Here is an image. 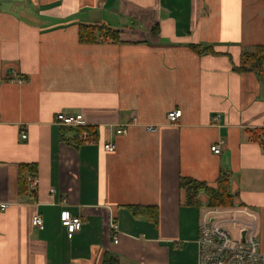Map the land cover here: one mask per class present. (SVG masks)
I'll use <instances>...</instances> for the list:
<instances>
[{"label": "crops", "instance_id": "1", "mask_svg": "<svg viewBox=\"0 0 264 264\" xmlns=\"http://www.w3.org/2000/svg\"><path fill=\"white\" fill-rule=\"evenodd\" d=\"M1 7L0 202L10 206L0 212V264H102L105 253L118 264H198L206 215L234 236L255 228L264 252V145L249 134L264 132V83L235 69L244 51L264 44V0ZM83 23H106L121 39L83 43ZM176 109L182 115L170 123ZM60 111L98 126L97 142L73 143L70 132L63 139ZM119 125L125 134H116ZM22 165L36 168L34 192L20 193ZM223 171L241 204L208 207L203 194L201 205L186 203L182 176L214 184ZM63 209L84 218L72 238Z\"/></svg>", "mask_w": 264, "mask_h": 264}, {"label": "built area", "instance_id": "2", "mask_svg": "<svg viewBox=\"0 0 264 264\" xmlns=\"http://www.w3.org/2000/svg\"><path fill=\"white\" fill-rule=\"evenodd\" d=\"M182 115L181 109L169 112L168 120L170 123L179 121ZM219 118V115L215 119ZM55 124L63 127H79L94 126L84 121L82 113H71L60 111L55 116ZM126 126H118L116 134H125ZM149 129L155 130L154 126H148ZM264 128V124H263ZM27 134L22 133V138H26ZM98 140V133L94 134L86 129L79 134L78 141L83 144H94ZM103 148L108 152H114L117 148L116 142L106 140ZM215 154L222 152L221 144H214L211 147ZM27 186L30 192L37 190L39 185V177L36 172L26 176ZM51 193L55 192L51 188ZM60 204L66 206L68 204L67 197H62ZM9 202H0V212L9 208ZM84 218L80 215H72L67 209L61 212V222L66 228L67 236L72 238L73 235L82 228ZM32 223L35 227L42 228L44 220L41 214L33 216ZM113 229L117 230V224L113 223ZM115 235V242L118 241ZM198 243V264H264V252L261 251V243L255 228L251 227L245 231L241 230L239 236H234L220 221L210 216L202 217L200 222V233L197 239Z\"/></svg>", "mask_w": 264, "mask_h": 264}, {"label": "trees", "instance_id": "3", "mask_svg": "<svg viewBox=\"0 0 264 264\" xmlns=\"http://www.w3.org/2000/svg\"><path fill=\"white\" fill-rule=\"evenodd\" d=\"M120 30L111 27L106 23H91L80 24L78 30L79 40L83 43H91L96 41H120ZM192 47L199 53H204L211 48H201L198 44H193ZM235 69L238 72L254 71L260 81L264 83V44H258L251 50H246L241 55L240 63ZM90 130L97 134L98 126H79V127H63L61 133L63 139L66 138V132H70L72 137L68 138L73 143L78 141L79 134L84 130ZM250 137L254 140H261L264 145V132L259 129L249 130ZM36 171L33 165H22L20 168V193H27L26 176ZM232 174L221 172L214 184H208L190 176H182L180 179L181 187L186 191V203L202 204L199 196L203 194L206 197L205 205L208 207H226L241 204L237 201V193L232 188ZM139 212H145V208L141 205H132ZM156 218V217H155ZM102 264H118V260L112 253H105Z\"/></svg>", "mask_w": 264, "mask_h": 264}, {"label": "rangeland", "instance_id": "4", "mask_svg": "<svg viewBox=\"0 0 264 264\" xmlns=\"http://www.w3.org/2000/svg\"><path fill=\"white\" fill-rule=\"evenodd\" d=\"M15 0H12V1H10V0H0V2H1V6L4 8V4H7V3H12V2H14ZM1 7V8H2Z\"/></svg>", "mask_w": 264, "mask_h": 264}]
</instances>
